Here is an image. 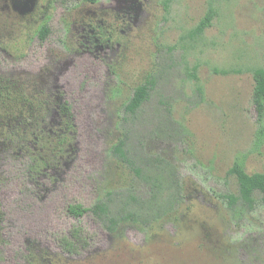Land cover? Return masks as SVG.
Masks as SVG:
<instances>
[{"label": "rangeland", "instance_id": "rangeland-1", "mask_svg": "<svg viewBox=\"0 0 264 264\" xmlns=\"http://www.w3.org/2000/svg\"><path fill=\"white\" fill-rule=\"evenodd\" d=\"M211 10V26L191 40ZM260 67L264 0H0V83L38 102L0 106V264H264V197L257 193L252 212L222 198L238 193L228 175L237 160L264 173L252 73ZM149 81L129 153L139 166L167 160L185 197L176 223L113 235L93 213L78 219L68 210L100 200L118 210L130 191L148 198L113 147L127 126L125 104ZM62 107L75 144L33 174L40 144L31 135L56 128ZM76 227L85 244L70 254L61 239Z\"/></svg>", "mask_w": 264, "mask_h": 264}, {"label": "trees", "instance_id": "trees-1", "mask_svg": "<svg viewBox=\"0 0 264 264\" xmlns=\"http://www.w3.org/2000/svg\"><path fill=\"white\" fill-rule=\"evenodd\" d=\"M94 4L98 0H84ZM215 17V11L211 10L205 18L190 32V39L195 41L200 38L205 30L209 28ZM51 34L48 25L42 27L39 31V38L45 41ZM222 74H229L230 71H222ZM255 80L254 103L256 105L259 121H264V68H255L252 70ZM197 79L196 75L194 76ZM5 83H8L6 81ZM155 84L152 81L138 86L133 96L124 106V114L122 122L124 127L122 136L118 143L113 147V154L118 160L130 168V170L139 178L146 186H148V198H140L134 195L132 191L126 196V200L121 207L116 210L113 208V200H100L91 209L85 208L81 204L71 205L69 213L76 217L82 218L88 212L93 213L100 219L106 229L113 235L121 234L122 229L126 226H132L139 230L147 232L164 226L166 223H176L177 214L184 195V184L181 183L180 177L176 169L165 159L154 156L146 158L142 165L139 166L129 153V143L131 142L130 134L133 126L132 119H135L143 106L150 100ZM36 100L26 93H20L8 87V84L0 83V106L2 108H12L16 106H35ZM13 111V110H11ZM61 123L56 128H48L41 130L36 136L35 144H40L39 149L32 153L33 167L30 168L31 173L37 174L42 167H45L51 159H59L72 149L75 144L76 128L73 124L72 114L66 107L61 109ZM170 118L172 116L169 111ZM261 135L264 131L261 129ZM23 140L24 144H29V140ZM54 144L53 150L48 151L47 145ZM229 176H234L238 182V193L224 195L222 198L226 200L231 210H241L252 212L257 205V193L264 197V173L250 174L246 171L245 163L237 160L228 171ZM161 224V225H160ZM82 229L76 227L72 234L61 239L63 250L70 254L80 252L85 240L82 237ZM40 252V251H39ZM38 258H42L38 252L34 251ZM30 264V262H28Z\"/></svg>", "mask_w": 264, "mask_h": 264}, {"label": "flooded vegetation", "instance_id": "flooded-vegetation-1", "mask_svg": "<svg viewBox=\"0 0 264 264\" xmlns=\"http://www.w3.org/2000/svg\"><path fill=\"white\" fill-rule=\"evenodd\" d=\"M79 3H82V4H86L88 2L84 1V0H77ZM98 2L94 3V4H97Z\"/></svg>", "mask_w": 264, "mask_h": 264}]
</instances>
